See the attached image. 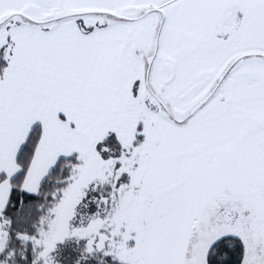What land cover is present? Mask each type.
<instances>
[{
	"label": "snow or ice",
	"instance_id": "1",
	"mask_svg": "<svg viewBox=\"0 0 264 264\" xmlns=\"http://www.w3.org/2000/svg\"><path fill=\"white\" fill-rule=\"evenodd\" d=\"M0 264H264V0H0Z\"/></svg>",
	"mask_w": 264,
	"mask_h": 264
}]
</instances>
